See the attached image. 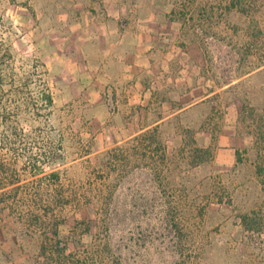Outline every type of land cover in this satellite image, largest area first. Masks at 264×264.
I'll use <instances>...</instances> for the list:
<instances>
[{
    "label": "rangeland",
    "instance_id": "374dc122",
    "mask_svg": "<svg viewBox=\"0 0 264 264\" xmlns=\"http://www.w3.org/2000/svg\"><path fill=\"white\" fill-rule=\"evenodd\" d=\"M62 1L169 19L180 101L99 96L58 0H0V264H264V0Z\"/></svg>",
    "mask_w": 264,
    "mask_h": 264
},
{
    "label": "crops",
    "instance_id": "0c3cea01",
    "mask_svg": "<svg viewBox=\"0 0 264 264\" xmlns=\"http://www.w3.org/2000/svg\"><path fill=\"white\" fill-rule=\"evenodd\" d=\"M58 1L60 4H64L65 9L61 15L54 13L53 9L60 6L59 3H56L57 5L54 3L49 15L52 17L51 22L67 25L64 33L67 40L75 41V37H77L78 42H75L78 44L76 45L78 51L75 55L81 68L88 74L87 87L94 89L95 93L101 96L107 85L110 88L115 86L117 94L121 92L128 104L139 103L144 100L150 104L155 101L151 96L157 97L158 104L167 103L165 98L173 103L175 100L180 101V99H176L175 95L177 84L174 82L177 81V77L168 74L169 70L167 72L164 69V62L161 63L164 65L162 71L156 68H151L148 72L145 71L146 67H152V63L158 64L161 59L156 56L158 53L156 46L161 45V43L164 44L160 40L166 39L169 19L142 17L135 20L121 17L117 9H114L118 8L119 10L122 7L126 9L127 5H110L108 7L106 3V11L94 13L92 16L75 15V12L70 11L69 2L65 6V1ZM85 2L88 3V1L84 0V6ZM65 44L64 48L67 49L70 44L69 42ZM72 47L75 45L71 44L68 52L72 50ZM149 53H151L150 56ZM165 56L162 57L161 62ZM166 79L170 83H167ZM203 99L179 109L178 112L201 103ZM163 119H165L164 116L159 117V120Z\"/></svg>",
    "mask_w": 264,
    "mask_h": 264
},
{
    "label": "trees",
    "instance_id": "16d2710c",
    "mask_svg": "<svg viewBox=\"0 0 264 264\" xmlns=\"http://www.w3.org/2000/svg\"><path fill=\"white\" fill-rule=\"evenodd\" d=\"M37 98H38V99L40 98V100H44V102H46L47 105L52 104V99H51V97H50L49 94L40 93V94H39V97L37 96ZM0 120L6 122V121L3 119V117H0ZM16 124H17V123H16ZM14 134H15V133H13V138H14ZM38 170H39V169H38ZM51 175H52L53 177H55V176H56V173H52Z\"/></svg>",
    "mask_w": 264,
    "mask_h": 264
}]
</instances>
